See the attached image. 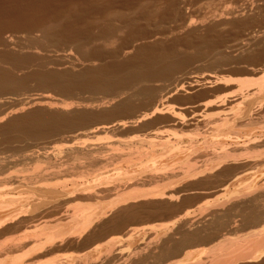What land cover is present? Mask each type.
<instances>
[{"label":"bare ground","instance_id":"1","mask_svg":"<svg viewBox=\"0 0 264 264\" xmlns=\"http://www.w3.org/2000/svg\"><path fill=\"white\" fill-rule=\"evenodd\" d=\"M40 1H42V0H40ZM54 1H56V0H54ZM71 1H73V0H71ZM122 1H124V0H122ZM154 1H152V2H154ZM203 1H207V0H165L164 3L166 2V5H167V8L165 7L166 8L165 11L163 13L160 11L159 16L156 13L158 10L155 11L156 15H154V16L160 17V20H158V21H160V23L159 24L155 23L154 27H151L152 25H150L148 22V20L153 18L152 14L154 12L153 13L151 12L152 14L151 13L149 14L148 13L149 10H147V9H146L147 14L142 13V15H139L137 17H134L137 14L132 15L133 17L132 16L127 17L126 14L120 15L121 13L118 15L117 13L121 12L118 10L119 12L115 13L116 15L115 14L114 15L116 17L115 20H117L119 22L120 26L119 25L118 26L113 25V24H116L115 22L113 24L107 22L108 24H106V25L103 24V26H102V25H100V22H99L101 20L100 19L101 17L97 18V17L93 16V18H92V16H91V18L90 17L88 18L86 15L87 13L84 14L83 12L82 13L72 12L74 9L70 10L67 5H64L62 3L56 7L53 6V4H52V6H50V5L46 6L45 5L46 7L44 6L45 7L44 9L47 12V15H45V17L40 15L43 18L40 19L38 17V19L34 23L26 24L23 21V23L25 24V25L23 24L24 25L23 28L22 27L20 28L18 26L19 29L21 30V33L25 35L24 40H26V43H28L29 46H33V48L52 47V48H57V50L62 49L60 51H64V52H68L69 49L74 48L76 50V52L80 55L81 59H83V62H85V63L89 62L91 65L93 62H98L100 64L96 67L84 66L85 68L83 67L81 70H79L77 72H75V71L69 72V71H64V70L63 71L50 70V71H46V72L45 71L43 72L41 70V72H40V70H39L38 72L36 71L37 72L36 74H35V72H33L34 75L28 74L29 75L28 77L31 76V78H32V76L33 77L35 76L36 79H35V77L33 79H35L37 81L36 82L34 80L36 83H38L39 87H45L47 89L49 88V89L54 90L55 92H59V93L65 94V95H71L72 96L73 94H76L79 92H90V93H96V92L97 93H100V92L104 93L105 92V93H108V94H106L107 97H109L110 95H113V97H111V96H110L111 98L106 97L104 99L105 101L101 100V102L99 101L100 102L99 104H98V102H93V103L88 102L86 104L84 103V106H82V108L84 107L83 109H79L80 106L83 105L82 103L77 104L78 103L77 102L75 105H74V103L73 104H66V102L60 103L56 99H54V97L51 96L50 94L41 95L36 99L33 98V100L29 101L26 104H22V103H21L22 105L18 104L19 107H21V108L20 109L18 108L19 110L14 109L16 111V113H18V114L24 113L25 110L29 107H31V108L39 107V108H35V109L28 111L22 115H17L15 117H13L12 119L8 120V122L6 124L2 125L0 127V144H2V143L8 144L9 143V144L13 145V143H18V142L21 143L24 141L25 142L31 141L33 143L41 142V141H43V140L45 141L46 139L51 138V137L63 136V135L70 134V133L73 134L72 132L81 131L82 127L85 129L87 126H89V124H94L96 121H97L96 124H94L95 127L92 128V125H91V129H88V131L90 130L91 133L101 131L105 134V133L111 132L112 130L114 131L116 127L123 130V129H127L129 127L132 128V126L136 127L139 124L141 125L144 122H146V124L150 123V122H151L150 124H155V121L157 123L160 120H163V118H161V116L164 117V115L168 113V110L166 108L167 106H165V105H167L165 103L167 101V99H169L175 95L173 97L174 99L173 98L171 99V100H173V101H171V103L173 102L174 104L168 105L169 109H172L173 107H175V104H177V105L180 104V106H181V104H183V103L187 104L188 101L190 102V100L192 101L194 99V98L192 99V97L189 98L188 95H187V97H185L186 94H192L193 91L195 93V91H197V90L199 91L200 89L202 90V88H206V87L199 86V83H201L200 81H193L194 83H190V86H189L191 89H186V87L183 84H180V82H179V85H177V86L175 85V88L173 90H170L168 93L165 92V95H163V96H159L160 90L162 87L160 89H158L156 87L157 85L152 86L151 84L152 83L154 84L156 82L158 83L161 81H165V82L170 81L171 82V80L175 74L180 73L182 70H184L185 67H187L188 65H191L192 63H195V62H200V61L205 62L206 61L208 64V65L206 64V66L208 67L209 70L210 69L215 70L218 68L222 69V67H223V69H225L224 67H226L227 65L231 66L232 64L233 65L234 64H236V65L242 64L245 66V69L248 66L247 68H249V70H250V71L245 70L243 68L245 71H247V72H251V70L256 71V70H253L256 68L252 69V67H256L257 64L264 61V23L260 22V20H263V17H264V7H263L264 5L262 6V4H261V3L264 4V0H252V2H249V0H223L227 3H229L230 4L229 7H231V8L228 7L229 10L227 13H225V14L221 13L222 15L221 14L217 15L216 19H219V21H221L220 20L221 18L224 19V17H226V19L228 21H226L224 19L225 20L224 22H222V21L220 23L212 22V24L213 23L214 24L210 25L207 28V32H206L207 35L206 36H198L196 34L197 33L196 30L192 29V27L194 28V26H193L194 24L191 22V20H185V18L187 17V15L190 14V13L189 14H187V13L189 12L190 8H192L194 6L195 3H200V2L202 3ZM37 2L39 3L38 0L36 1V4H38ZM52 2H53V0H52ZM57 2H59V1H57ZM120 2H121V0H120ZM158 2L160 3V1H158ZM6 3H7V1H6ZM42 3H41V5H42ZM67 3H71V2H67ZM31 4H32V6L36 5L33 2ZM44 4H46V3H44ZM80 4H82V2ZM108 4H109V2H108ZM130 4H131V2H130ZM156 4H158V3H156ZM1 5H2V3H1ZM68 5H70V4H68ZM38 6H36V7H38ZM40 6H39V8H40ZM81 6H83V5H81ZM91 6L93 7V4ZM8 7H9V5H8ZM28 7H30V6H28ZM71 7L73 8V6H71ZM76 7H79V6H76ZM76 7H75V9H76ZM20 8L22 9V7H20ZM39 8H38V10H39ZM87 8H88V6H87ZM136 8L137 7H135V9ZM17 9H19V7H17ZM155 9H158V8H155ZM29 10H30V8H29ZM38 10L36 9V11H38ZM80 10L83 11V9H80ZM24 11H26V10H24ZM30 11H32V10H30ZM77 11H79L78 8H77ZM137 11H139V10H137ZM150 11H152V10H150ZM38 12H40V11H38ZM43 12H44V10H42V13ZM84 12H86V11L84 10ZM224 12H226V11H224ZM139 13L140 12H138V14ZM0 14H2V12ZM24 14H22V15L24 16ZM90 14L91 13H88V15H90ZM247 14H249V16H247ZM12 15H14V14H12ZM38 15H39V13H38ZM114 15H113V18H115ZM238 15H240L241 17ZM20 17H21V15H20ZM34 18H37V17H34ZM212 21H214V20L212 19ZM30 22H32V21H30ZM83 22H84V24H85V22H87L88 28L86 30H83L82 28L83 27L86 28L87 26H83L82 28H80V24H82ZM21 23H20V25H21ZM171 24L174 25L175 27L171 26ZM166 25H169V27H165ZM92 26L94 27L96 32L95 31L93 32V30L90 31V28H92ZM225 26L229 27L228 30L225 29V31H227V33L225 32L226 35L224 32H221L222 31L221 29H220L221 34H218L217 31L219 30V28L225 27ZM2 27H5V26H2ZM0 30H2V29H0ZM125 30H127L126 33H125ZM183 30L187 31L186 33H183L185 35L182 34L183 36L175 37V38H172L171 40H164V38L167 35L172 36L175 31H183ZM228 31L230 33L229 38L231 37V35H236L237 33L239 34V32H242V31H243L242 33L249 32L247 37L245 36L246 37L245 39H243L239 42L237 41L238 43H237L236 47H238V50L241 51V52H239V54L240 53L241 54L238 56V53H237V58L234 57V59L231 58L232 56L230 57L229 54H226L227 51H226V53H224V51H225L224 49H227L224 47V45L227 44L226 40L228 38L227 37ZM122 33L123 34L125 33V34L123 36L119 35ZM159 36L161 38L162 37H164V38L159 39L158 38ZM239 37H242V36H239ZM234 38L235 37H233V39ZM228 41H230V40H227V42ZM136 43H138V44L135 45ZM233 43H234V41H233ZM230 44H231V42H230ZM19 45H20V42H19V40H17V38L15 36H12V35L8 36L7 35L6 37H3L0 33V48L4 49L2 51V53H0V63H3V62L5 63L7 61L10 62L11 64L13 63L16 65L18 63L19 64L20 63L23 64V62L25 63V61L28 60L27 59L28 57L27 58L26 57H19L15 53L8 51L9 47L19 46ZM108 46H110L112 49L110 51H105V48ZM180 48H181V51H180ZM182 48L189 49L190 53H184V49H182ZM234 52H236V51L234 50ZM188 68H190V67H188ZM199 69H197V70H199ZM243 69H242V71H243ZM202 70H201V72H202ZM229 70H230V68H229ZM11 71L8 69H4L0 66V105L3 104L5 95L14 93V92L24 88L27 85V79H26L27 77L17 79L13 75L14 73H12ZM234 71H236V70L234 69ZM240 71L237 70L238 73ZM242 71L240 73L244 74V72H242ZM210 72L214 73V71H211V70H210ZM213 73L212 74L208 73V74H209V76H211L213 78L215 76H216L215 78L221 77V79L220 78L218 79V84L220 83V85L222 84L224 86H229L232 83L231 78H227V77L221 76V75H218V77H217V75H215ZM179 75H181V74H179ZM197 79H199V78H197ZM30 80H32V79H30ZM251 84L255 86V88L251 89V90H253L252 94L249 91L250 90L249 88L252 87L251 85H250L251 87H249V85H248V88H246V86H247L246 84L244 87L242 86L244 84H242L241 87H239L238 90H240V88H242V89L245 88L244 89L245 91L248 90L245 94L242 93L243 90L242 91L236 90V93L240 92V94H241L240 96H242V97H241V99L239 98L240 102L237 103L238 106L231 109V112H232L231 114H229L230 113L229 112L228 113L229 115L226 114L227 116H224L225 112H220V114L223 113L224 117H230L231 124L232 123L234 124V122H236V124H237V122H239V123L243 122L245 125H247V123H245L244 121L249 122V124L250 123L255 124L256 118L254 116L256 114L254 112H256L258 110H262L264 108V83L259 82V83H255V84L251 83ZM206 86H208V85H206ZM164 90L165 89H162L161 92ZM180 92H183V94L185 95L184 96L185 98L180 97V95L178 97H176V95H178ZM203 93H205V92H203ZM203 93L201 92L200 95L201 96L204 95ZM230 94H231V92H230ZM232 94H235V93H232ZM201 96H199V97H201ZM122 97H124V98L122 99ZM221 98L215 99L214 102L209 100V99L205 100L203 103H201V105H202L204 110H206V109L208 110V108H211V107H213V109H214V105L216 106V104H217L216 100H218V102L220 101L223 104L224 101H226V98H230V97L225 96V97H221ZM95 103H97L98 105ZM139 104H141V106H139ZM194 105H195V103H194ZM225 106H226V104H225ZM76 107H79V108H76ZM178 107H179V105H178ZM94 108L96 110L100 109L102 111L100 113H94V112H92V111H94ZM138 108H139V110L141 108L142 111L139 112ZM148 108H150V109H148ZM179 108H181V107H179ZM72 109H75V111L69 112ZM88 109H89V111H88ZM136 110H138V111H136ZM221 110H223V109H221ZM244 110H245V112H244ZM135 111L139 112L140 115L139 116L133 115L134 117L131 116L132 114H135ZM11 112H12V110H11ZM13 113H11V115H13ZM8 114L10 115V112ZM176 114L179 115L178 113H176ZM9 115H7L5 113L2 116L0 115V123H2V121H4ZM177 115L176 116L174 115L175 118H177ZM109 117L112 118L113 122L112 121H111V123L110 122H108V123L104 122V120H106ZM116 117H117V119H116ZM110 118H109V120H110ZM114 118L117 121H114ZM154 118H155V121H154ZM102 119H104L103 120L104 124H101L103 122H101V123L98 122V121H101ZM152 119H153V121H152ZM109 120H106V121H109ZM149 120H151V121L147 122ZM97 123L101 126H98ZM146 124H144V125L146 126ZM231 124H229V125H231ZM147 126H150V125L148 124ZM78 129H80V130H78ZM75 130H77V131H75ZM230 131H229V133H230ZM232 132L230 133L231 135H232ZM234 132L238 134V132L236 130ZM262 132H264V131H262ZM216 133H217V131H216ZM243 133H244V131H243ZM234 134H233V136H234ZM237 134H235V136ZM259 136L260 137H256V136L251 137L246 142L235 143V144H219L216 142H214V143L207 142L210 144L207 147L211 146V148L214 149L213 153H212V159L208 160V162H206L207 164H205L204 167L202 165V168L193 170V172L190 171L191 170L190 168H188V169L184 168V169H186L185 173L187 171L188 172L186 173L187 175L185 173L184 174L182 173L183 174L182 178H184V180H186L187 183L200 179V181H197V183H195L194 185L192 183H189V185L187 184L185 186V187H188L190 185H193V186H190V188L193 187V189H188V190H186L187 188H184V189L186 192L187 191L190 192L193 190L194 191L200 190L201 188L203 189V187H205V185L206 186L211 185L214 187V185L216 184L217 186H215V187L221 188L223 190V192H225L227 194L226 198L224 199L223 202L221 201L222 203H219V205L217 204L216 205L217 208H215V210L213 212H211V214H209L210 219L207 217V219H209V220H205V221H207L206 223L204 222L205 224H203V222H202L201 224H203V225L202 226L200 225L201 227L194 228V230L192 229L193 226L192 227H191V225L189 226V224H192L193 220L191 221V223H188L189 222L188 220H190L189 219L190 215L186 214L188 212L184 213L186 215H183V214L180 215L179 214L178 216H173L174 218L171 221V223L177 224L179 226L172 233V235H169L168 237H166L165 239H163L160 242L159 241H153V239H152V241L149 243V245L147 243V247L145 246V249L142 248L143 250H140L141 248L139 247L138 250H140V252L139 251L136 253L134 252L135 254L133 257L128 255L129 259L126 261L127 264H164L166 262L168 264V260L173 258L174 256H181L182 258L177 262L175 260H173L175 262L172 261V264H256V263L257 264H264V225H263V221H264V173L262 171H259V172H261V175L263 176V178H262L263 180H262L259 178L261 175L256 172V171H258V168H260V167L262 168V170H264V167H262V166L258 167V165H257L258 162L261 163V160L263 161L262 163H264V134L259 135ZM207 143H205V144H198L197 143V144L201 145L202 147L204 145V149H205V146ZM150 145L152 147L151 146H149V147H151V150H152L154 144H150ZM157 145L158 146L160 145L159 147H162L163 150L165 149L166 150L165 152L170 150V149L167 150L168 147H172V149L174 147V145L170 146L169 144H166V143L157 144ZM79 146L78 147L74 146L72 148H67L68 147L67 146L66 147L67 149H65V150H62V149H58L56 151L53 150L54 151L53 154L49 153L48 152L49 150H46V151L41 150L42 156L39 155L34 160L27 158V157H24L23 162H20V163H22L26 166L25 169H23V170H26V168H27V170L23 171V173L25 172L27 174V176L25 173L22 175V173H21L22 171L21 172L19 171L21 174L20 177H22V178L17 177L18 176L17 174H16L17 175L16 177L10 176L11 175L10 173H9L10 174L9 176L8 175L6 176V174H5L7 172V169H9V167H11L12 165L17 166L19 164V163L16 164V162H17L16 160H12L13 156L7 157V158H5V157L0 158V194L2 195L1 191H5V190L6 191H8V190L10 191V190H14V189L17 190V188H22V187H26V186L32 187V188L33 187L37 188V186H38L37 189L42 190L44 192L46 190L48 192L50 191L49 193H54L55 191L59 190L60 192L64 193L65 195H69V197L71 196V198L77 196L78 200L75 198L77 201L80 200L79 197L80 198L83 197V199H81L79 201L82 203V200L84 201V199H86V201H88V199H90V197L92 195L94 196V192H95L96 197L99 193H100L99 195L103 194L104 192L106 193L107 188L105 189L104 192L102 191L103 193L102 192H99L98 194L96 193L98 191L97 188H103L104 189V187L100 186V187L95 188V186L97 184H93L95 182V178L93 177L94 173H92V172H91L92 177H90L88 179V181L86 180V182H82L80 184H76L73 182V184H72L71 182L74 180H71L70 183L73 186L71 190H70L71 187L67 186L68 184L66 181H62L61 183H58V182L55 183L54 182V184H52L53 181L61 179L65 174L67 175V173L69 175V173L71 174L72 171H79L78 170L79 168L76 169L73 164H72L73 167L70 168L68 166L69 168L68 167L66 168L69 161L70 162L74 161V163L77 161L75 164H77L79 161V163H78L79 165H81V163H80L82 161L81 159H85L83 161H87V159H89L90 162L94 161L92 159H94L96 157L94 155H96L95 153H97V151H96L97 148L96 149H94V148L90 149L91 147H88L89 149H87L85 147L82 148L83 145H81L82 147L81 146L79 147ZM201 146H200V148L198 147V149L197 148L196 149L197 150H200V149L203 150ZM192 147H194L193 144H192ZM99 149H101V148H99ZM184 149H185V147H184ZM184 149L183 148L181 149L183 153H185V151H186V150L183 151ZM196 149H193V151H192L195 154L197 153V152H194V151H197ZM208 149H207V152L209 151ZM113 150L115 152V149H113ZM113 150L111 152H113ZM205 150H203V151L205 152ZM139 152L141 153L142 151H139ZM143 152H146V151H143ZM149 152H151V151H148L146 153L147 154L152 153V152L151 153H149ZM161 152H160L161 154L165 153V152L163 153L162 150H161ZM121 153H122V151L119 152V155ZM201 153H202V155H204L203 152H201ZM62 155H64V156H62ZM129 155H132L131 152L129 153ZM141 155H144V154H141ZM157 155H158V153H157ZM197 155H198V153H197ZM62 157L66 158L68 162L67 161L61 162ZM114 157H115V154H114ZM149 157H152V156H149ZM158 157L159 156L154 157V159L158 158ZM147 159H148V157H147ZM147 159H145V160H147ZM151 159L154 160L153 158H150L149 161H151ZM95 160H96V158H95ZM137 160H139V159H137ZM137 160H134V162ZM135 163H137V162H135ZM145 163L147 164V161ZM148 163H150V162H148ZM187 163L189 164V162H186L185 165H187ZM197 163H199V162H197ZM260 163H259V165H260ZM262 163H261V165H264ZM69 164H71V163H69ZM141 164H144V162ZM43 165L45 166V168L43 167ZM89 165H90V163H89ZM29 166H31V167H29ZM187 166L188 167H194L193 164L190 166L189 165H187ZM76 167H77V165H76ZM81 167L83 168V166H81ZM146 169H148V168H146ZM149 169L152 170V168H149ZM151 170H149V171H151ZM144 171H146V170H144ZM252 171H254V173H252ZM29 172H31V174H29ZM84 172H86V171H83L82 174ZM244 172H245V174H247V179L245 181L241 182L243 180V176L244 177L246 176L244 174ZM16 173H18V171ZM86 173H85V176L88 178V176L91 173H89V174L87 173V175H86ZM190 173H192V174H190ZM249 173H250V176H248ZM82 174L79 173L77 175H79L80 178L82 179V177H81ZM242 174H243V176H242ZM184 175H186V176H184ZM257 175H260V176L258 177ZM69 177H71V176H69ZM73 177H75V176H73ZM163 177H164V175H163ZM163 177L158 176V174H153V175L150 174V176L148 177L149 179H147V180L151 185H152V183L153 184L156 183V186L159 187L160 185H157V183H159V184H160V182L162 183L163 179L165 180V177L164 178ZM67 178H66V180H67ZM182 178L180 177V180H182ZM188 178L191 181L187 180ZM240 178L242 180H240ZM76 182H78V179ZM148 182L146 181L145 183H148ZM244 182H246V183L244 184ZM47 183H51V184H47ZM68 183H69V181H68ZM182 183H184V182H181L179 187H181ZM92 184L94 185V187ZM185 184H186V182H185ZM65 185L68 187V189L70 191L68 189H66L67 187ZM151 185H148V186L150 187ZM236 185H238L239 187ZM97 186H99V185H97ZM123 186L121 185V187H123ZM156 186H155L156 191L153 190L152 188H150V189H152V190H150L151 192L147 191L148 189L146 190V192H144L142 190L145 194H143V192H141V190H139L140 192H138L137 190H135V188H133L135 191L133 190L132 193H130L128 191L126 192V193H130V194H128V196L126 194L125 195L123 194L122 195V197L124 196L123 198L120 196L116 197V198H118L116 200V202L113 200L111 202L112 204L111 203L110 204L112 206V205L117 203L116 206L118 207V205H120V203L122 205H124V203L126 202V205H127V202H130V200L133 202L134 201L137 202L140 199H142L143 201L150 200L151 202H152V200H154V202H155V200L157 202L167 200V201L173 203L175 201H178L179 198L183 199V196L180 197L182 195V194L180 195V193L178 195L174 194L175 196L173 194H166L167 188L160 186L162 189L161 190L159 188H156ZM124 187L126 188V186H124ZM199 187H201V188H199ZM94 188L97 190H95ZM118 188L119 187L117 186V189ZM153 188H154V186H153ZM197 188H199V189H197ZM93 189H94V192H93ZM103 189H101V190H103ZM131 190H129V191H131ZM153 191H155V192H153ZM179 191H181V190H179ZM196 192L198 194V191H196ZM1 195H0V235L4 234L5 232L12 230V229H14V231H15L16 228L20 227V225L22 227V226H24L23 224L29 223L30 220H32V218H34L33 217L34 216L33 211H35L36 208H38L37 207L38 204L36 203L37 200H35L36 199L35 195H33L32 193H29V194H27L28 195L27 198L25 197V199H23V200L12 198V196L6 197L8 194H6L5 197L2 198ZM105 195H107V194H105ZM186 195H187V193H186ZM3 196H4V194H3ZM120 198H121V200H120ZM124 198H127L128 200H126V199L124 200ZM95 199H97V198H95ZM69 200H71V199L69 198ZM49 201L50 200H48V202ZM86 201H84V202H86ZM93 202H94V200H93ZM113 202H115V203H113ZM187 202H185V200H184V203H187ZM57 204H59V203H57ZM154 205H156V204L154 203ZM154 205H151V206L153 207ZM157 205L159 206L158 203H157ZM98 206L99 205H97V206L92 205V207H91V205H90V206H87L86 208H81V207H78L77 209L75 208L76 210L75 209L72 210L73 213H72V211H70L71 212L70 214H72V215L67 214V215H69V217L64 218L61 216V217L57 218L56 221L54 220L55 222L48 223L49 224L48 227L51 226V229L45 227V228H47L46 230L50 229L49 230L50 232L46 231L47 233H43L45 231L41 232L44 227L42 229H40L39 231L38 230L37 231L32 230V232L27 229L29 231L28 234H26L27 232H25V234H23L24 235L23 237H20V238L18 237V239L10 242V246L13 248V250H9V252L6 251L4 253L5 249L3 247H0V253H4V254H0V264H5L6 260H9V259L11 260L12 264H18V263L23 264L25 262L24 259H26L25 257L31 258V256H34L38 253H45V251L51 250L53 247H55L57 245L62 246L63 244L65 245L67 242H68L67 244H69V242L71 243L74 240L79 241V242L82 239L86 240L85 237L90 236L91 234L99 233L98 228L99 229L100 228L102 229L103 227L106 228L107 226L109 227V225L119 226L125 220L124 217L122 216L123 214L121 215V217H118V214H117V216H115V217L113 216L114 217L113 219L111 218L112 219L111 221L109 220L108 222H106V221L103 222V220H105L106 216L109 217L114 210L116 211L117 208H115L116 206H112V208H114V209H112V208H110V206H108L107 208L109 209V212H110V209H112L111 213H109L108 211H107L108 213H105L106 210H108V209L104 210L103 213L95 212V211H97L96 209L99 208ZM101 206H102V204H101ZM125 206H123V207H125ZM179 207H180V205H179ZM214 207H215V205L213 206V208ZM53 208H55V207H53ZM154 208H152V209H154ZM209 208H211V207H209ZM100 209L101 208H99L98 210L100 211ZM158 209L161 210V212L162 211L165 212L166 214L165 213L164 214L167 215V212L172 213L174 210H176V207H175V205H169L167 203H164V204L160 205L158 207ZM44 210H46V209H44ZM129 210H131V208H129ZM145 210H147V208ZM31 211H32V215H28V213H30ZM125 211H126V209L123 210V213H125ZM143 212H144V210H143ZM127 213H125V214L127 215ZM129 213H130L129 214L130 217L133 216V215H131L130 211H129ZM107 214H110V215L108 216ZM132 214H135V213L132 212ZM188 214H190V212ZM142 216H144V215H142ZM35 217H37V216H35ZM138 217H140V215ZM127 219H129V218H127ZM101 222H103V224L94 230V227H97L96 225L100 224ZM198 223H200V221H198L197 224ZM50 224H52V225L54 224L53 225L54 228ZM197 224H195L194 226L196 227ZM198 226H199V224H198ZM129 227H131V226H129ZM25 228H27V227H25ZM174 228H176V227L174 226ZM131 229H133V228H131ZM124 230H125V228H124ZM24 231H26V230H24ZM100 231L102 232V230H100ZM172 231H173V228H172ZM38 232L39 233L41 232L40 237H42V234H45V239L42 237V240H38L37 239L38 234H39ZM48 233H50V234H48ZM125 236H126V238H125ZM125 236H124L125 240L127 238L130 240L131 239L133 240L134 233H133V231H129ZM92 237H94V236H92ZM175 237H177V238H175ZM96 238H97V236H96ZM71 240H73V241H71ZM197 245H198V247H199V245H202V246H209L210 245V248L207 247L208 249L201 250V252L199 251L200 252L199 254H195L197 252V250H195L194 247H196ZM83 246H84V244H83ZM135 248H137V246ZM20 249H22V250L27 249L23 253V255H21L23 257H21L20 254H18L20 252ZM111 249H108V250H111ZM196 249H197V247H196ZM94 250H95V248H94ZM135 251H137V250H135ZM107 252L109 253V251H107ZM110 252H112V250ZM108 253H107V255H108ZM126 254H127V252H126ZM13 255H15V256H13ZM18 256H20V258ZM113 259H115V258H113ZM87 261L89 262L88 259H87ZM87 261H86V263H83V264H89ZM122 262H124V260ZM48 264H51V263H48ZM77 264H82V263H77ZM90 264H91V261H90Z\"/></svg>","mask_w":264,"mask_h":264},{"label":"rangeland","instance_id":"2","mask_svg":"<svg viewBox=\"0 0 264 264\" xmlns=\"http://www.w3.org/2000/svg\"><path fill=\"white\" fill-rule=\"evenodd\" d=\"M6 1H7V3H6ZM6 1L5 0H0V13L2 12V14H3V15L0 14V29H2V30H0L1 31L0 33H1V35L3 37H6L7 35L8 36L12 35V36H15L17 38V40H19L20 45L19 46H11V47L8 48V51H10L12 53H15L19 57H26V58L28 57L27 58L28 62L25 61V63L24 62H23V64H21V63L19 64L18 63L17 65L13 64V63L11 64L8 61L5 62V63L4 62L0 63V66L2 68L8 69L10 71L12 70L11 72L14 73L13 75L17 79L18 78L20 79V78L27 77L26 78L27 79V85L24 88L14 92V93H11V94H8V95L4 96V102H3V104L0 105V115L1 116L4 113L9 115L8 114L9 112H10V115H11V113H13L16 109H18V108L20 109L21 108V107H19V105L26 104L29 101L33 100V98L36 99L39 96L44 95V94H50L51 96L54 97V99H56L60 103H62V102L63 103L66 102V104H73L74 103V105L77 102H78L77 104H79V103L81 104L82 103L83 105H81L80 108L76 107V108H79V109H83L84 108V107L82 108V106H84V103L86 104L88 102L89 103L98 102V104H99L101 102V100H104L107 97L106 94H108V93H105V92H104L105 94L103 92L102 93L101 92L100 93H97V92L96 93L79 92V93L73 94L72 96L71 95H65V94H62V93H59V92H55L54 90L49 89V88L47 89L45 87H39L38 83H36L37 81L35 80L36 79L35 76H34L35 79H33L34 78L33 76H32V78H31V76L28 77L29 76L28 74L34 75L33 72H35V74H36L39 70H40V72H41V70L43 72L44 71L45 72L46 71H50V70H59V71H63L64 70V71H69V72L70 71L77 72V71L81 70L84 66L96 67V66H98L100 64L98 62H93L92 65H91L89 62H86V63L83 62V59H81L80 55L76 52V50L74 48H71V47H70L71 49H69L68 52H64V51H60L62 49H58L57 50V48H52V47L33 48V46H29L28 43H26V40H24L25 39V35L21 33V30L19 29V27L23 28V26L25 25L24 23H26V24L34 23L38 19V17L40 19L45 17V15H47V12L44 9L46 6H49V5L52 6V4H53V6L56 7V6H58V5H60L62 3L64 5H67L70 10L74 9L72 12H78V13H82L83 12L84 14L87 13L86 15H87L88 18L89 17L91 18V16H92V18H93V16L97 17V18L101 17L100 18L101 20L99 22H100V25H102V26H103V24L104 25H106L108 23H112L113 24L114 22L116 24H113V25L118 26L119 22L117 20H115L116 19V17H115L116 14L115 13H117L119 11H121V12L117 13L118 15L121 13L120 15H123V14L125 15L126 14L127 17H131L132 15H136L137 14L136 16H134V17H137L139 15H142V13L143 14H147V10H149L148 11L149 14L151 12L152 13L154 12L153 14L151 13L153 15L152 16L153 18L148 20L149 24L152 25L151 27H154L155 23L156 24L160 23V21H158V20H160V17H158L159 13H160V11L163 13L165 11V9L167 8L166 2L164 3L165 0H155V1L154 0H132V1L131 0H124L127 4L124 1H122V0H121V2H120V0H118V1L117 0H108V1L107 0H75V1L74 0L73 1H71V0H62L64 3L61 0H56V1L53 0V2H52V0H48V1L47 0H42V1L38 0L39 1V3L37 2L38 4H36L37 0H6ZM57 1H59V2H57ZM129 1L131 2L132 5L130 4ZM152 1H154V2H152ZM158 1H160V3ZM32 2L34 4H36V5H33L35 8L31 4ZM67 2H71V3H67ZM81 2H82V4H80ZM108 2H109V4H108ZM249 2H252V0L251 1L249 0ZM1 3H2V5H1ZM41 3H42V5H41ZM44 3H46V4H44ZM156 3H158V4H156ZM68 4H70V5H68ZM92 4H93V7L91 6ZM261 4H262V6L264 5L263 3H261ZM8 5H9L10 8L8 7ZM38 5L40 6L41 9L39 8ZM81 5H83V6H81ZM28 6H30V7H28ZM36 6H38V7H36ZM71 6H73V8ZM76 6H79V7H76ZM87 6H88L89 9L87 8ZM229 6H230V4L225 2V1H223V0H207V1H203L202 3L201 2L200 3H195L194 6L192 8H190L189 12L187 13V14H189V13L190 14L187 15L185 20H191V22L194 24L193 25L194 28L192 27V29L196 30V32H197L196 34L198 36H206L207 35V33H206L207 32V28L210 25H213L214 23H220L221 21L224 22L225 20L228 21L226 19V17H224L225 15L223 16L225 20L223 18H221L220 19L221 21H219V19H216V16L221 14V13H223V14L227 13L229 8H231ZM17 7H19L20 10L17 9ZM20 7H22V9ZM75 7H76V9H75ZM135 7H137V8L135 9ZM29 8L32 11H30ZM38 8H39V10H38ZM77 8H78L79 11H77ZM155 8H158V9H155ZM23 9L26 10L27 12L24 11ZM36 9L38 11H40V12L36 11ZM80 9H83V11L80 10ZM42 10H44L43 13H42ZM84 10L86 12H84ZM137 10H139V11H137ZM150 10H152V11H150ZM156 10L159 11V12L158 11L156 12L158 14V16H154V15H156L155 14ZM224 11H226V12H224ZM138 12H140V13L138 14ZM11 13L14 14V15H12ZM38 13H39V15H38ZM88 13H91V14L88 15ZM22 14H24V16ZM20 15H21V17H20ZM40 15L43 16V17H41ZM113 15H114L115 18H113ZM238 16H240V15H238ZM247 16H249V14H247ZM34 17H37V18H34ZM212 19L214 21H212ZM29 20L32 21V22H30ZM23 21H24V23H23ZM212 22H214V23L212 24ZM260 22L264 23V17H263V20H260ZM20 23H21V25H20ZM169 25H166L165 27H169ZM2 26H5V27H2ZM83 26H87V22H85V24H84V22L82 24H80V28H82ZM171 26H174V25L171 24ZM87 28H88V26L86 28L83 27L82 29L86 30ZM225 29L228 30L229 27L228 26L220 27L218 31L227 33V31H225ZM91 30H93V32L94 31L96 32V30L94 29L93 26H92V28H90V31ZM183 31H175L173 33V35H172L173 37L171 35L170 36L167 35L165 37L166 39L164 37H162V38H164V40H171L172 38L185 35L183 33H186L187 31H185V30H183ZM218 31H217V33L221 34V32L219 33ZM229 31H228L227 40H230V41L227 42V40H226V43L228 45L227 44H225L226 46L224 45V47L227 48V49H224L225 50L224 53H226V51H227L226 54H229L230 57L232 56L231 58L234 59V57L237 58V53H238V56L241 54V53L239 54V52H241V51H239L238 47H236L237 43L239 41L245 39L249 32L242 33L243 32L242 31V32H239V34L237 33L238 35L237 34L236 35H231V37L229 38V35H230ZM126 32H127V30H125V33ZM226 33H225V35H226ZM124 34L122 33V34H119V35L123 36ZM232 36L235 37V38L233 39ZM239 36H242V37H239ZM158 38L162 39L160 36ZM233 41H234V43H233ZM230 42H231V44H230ZM137 44L138 43H136L135 45H137ZM111 49L112 48L110 46H108V47L105 48V51H110ZM182 49H184V48H182ZM185 49H184V53H190L189 49H186V50ZM233 49L236 52H234ZM3 50H4L3 48H0V53H2ZM180 51H181V48H180ZM205 62L204 61L203 62L200 61V62L192 63L191 65H188L187 67L184 68V70L186 69L185 70L186 72L184 70H182L180 73L175 74L173 76L171 82L170 81L169 82L168 81L167 82L161 81V82H158L159 84L157 82L154 83V84L153 83L151 84L152 86H154V85L156 86L157 85L156 87L158 89H160L161 87H162L161 90L165 89L162 92L160 90L159 96H163V95H165V92L168 93L170 90H173L175 88V85L176 86L179 85V82H180V84H183L186 87V89H191L189 86H190V83H194L193 81H200L201 83H199V86L206 87V88H202V90L200 89L199 91L198 90L195 91V93L193 91L192 94H186V96L183 94V92H180L178 95H176V97H178L180 95V97L185 98L188 95L189 98L190 97H192V99L194 98L192 101L191 100H190V102L188 101L187 104L183 103V104H181V106H180V104H178L179 107H181V108H179L178 105L175 104V107H173L172 109H169L168 105L169 104H174L173 102L171 103V101H173L171 99L175 95L173 97L167 99V101L165 102L167 105H165V106H167L166 108L168 110V113L165 114L164 117L161 116V118H163V120H160L157 123H156L155 118H154L155 124H150L151 120H149L147 122H150V123L146 124V122H144V123H142L143 125L139 124L136 127L132 126V128L129 127L127 129H123V130L116 127L114 131L112 130L111 132H108V133H105V134L103 132H101V131L100 132L91 133V131L89 130L90 131L89 132L88 129H91V125H92V128H94L95 127L94 124H96V122H97L96 121L94 124H89L90 127L87 126L88 128L85 126L87 129L86 128L84 129L82 127L81 131L75 130L77 132H72L73 134L70 133V134H66V135H63V136L51 137V138H48L45 141L43 140L41 142L33 143L31 141H26V142L24 141V142H21V143H19V142L18 143H13V145H11L9 143H8L9 145L8 144H3V143L0 144V158H4V157L7 158V157L13 156L12 160H16L17 161L16 164L19 163L17 166L16 165L15 166L12 165L11 167H9V169H7V172L5 173L6 176L7 175L9 176L11 174L10 176H13V177L14 176L16 177L17 175H18L17 177H20L21 176L20 172L22 171L21 173L23 175L25 173V172L23 173V171L27 170V168H26V170H23V169H25L26 166L24 164L20 163V162H23L24 157H27V158H30V159L34 160L35 158H37V156H39V155L42 156L41 150H45V151L49 150L48 152L53 154V152H54L53 150H55V151L58 150V149L65 150L67 148H72L74 146L78 147L80 144L83 145V147L80 145L82 148H84V147L87 148V149H89L88 147H91L90 149H92V148L96 149L97 148L98 149V150L96 149L97 153H95L96 155H94V156H96L95 157L96 160L94 158V159H92L94 161L90 162L89 159H87V161H83L85 159H81L83 161L82 162L80 160L81 161L80 162L81 165L78 164L79 161H78L77 164H75L77 161L75 163H74V161H71V162L69 161V163H71V164L68 163L67 166L65 165L66 168L68 166L71 168L74 165V167L76 169L79 168L78 169L79 171H72L73 173L70 171L71 174L70 173H69V175H68V173H67V175L65 174L61 178L62 180L59 179L60 181L56 180V181H53V183L52 182L51 183L54 184V182L55 183L56 182L61 183L62 181H66L67 184H68V185L67 184L66 185L68 187H71L70 188V190H71L72 187H73L72 186L73 182L76 183V184H80L82 182H86V180L88 181V179L90 177H92V173H94L93 177L95 178V182L93 184L99 185V186L96 185L95 188L96 187H100V186L104 187V189L103 188H97L98 191L96 193L98 194L99 192H102V191L104 192L105 189L107 188L106 193L102 192L103 194H101V195H99L100 193L98 195L96 194L97 197L95 196V192H94L95 188H94L93 192H94V196L95 197L92 195L90 197V199L87 198L88 201H86V199H84V201H86V202H84L82 200V203L79 202V201L81 199H83V197L82 198L79 197L80 200L77 201L78 200L77 196L73 197L74 198L73 199V198H71V196L69 197V195H65L64 193L60 192L59 190L55 191L54 193H49L50 191L48 192L46 190L44 192L42 190L37 189L38 186H37V188L36 187L32 188V187H27L26 186V187H22V188H17V190L14 189V190H10V191L9 190L8 191H6V190L5 191H1L2 195L1 194L0 195H1L2 198L5 197L6 194H8L9 196L7 195L6 197L12 196V198L19 199V200H23V199H25V197L27 198V196H28L27 194L32 193L33 195H35L36 199L35 198L34 199L37 200L36 203L38 204V206H37L38 208H36V210L33 211V213H34L33 217L34 218H32V220H30L29 223L23 224L24 226H22V227L20 225V227L16 228L17 230L15 229V231H14V229H12V230H9V231L5 232L4 234L0 235V247H3L5 249L4 253L6 251L9 252V250H13V248L10 246V242L13 241V240L18 239V237L19 238L23 237L24 236L23 234H25V232H27L26 234H28V232L29 231L32 232V230H36V231L38 230L39 231L43 227L44 228L47 227V228L51 229V226L48 227V225H49L48 223L55 222L56 219L61 217V216L64 217V218L69 217V215H72V214H70L71 213L70 211L74 210L75 208L76 209L78 207L86 208L87 206H90V205H91V207H92V205H94V206L99 205L98 207L101 208L100 211L98 210L99 208L96 209L97 208L96 207L95 209L97 211H95V212L103 213L104 210L108 209L107 208L108 206H110V208H112V206H116L117 203L111 206V204H112L111 202L113 200L116 202V200L118 199L116 197H119V196L122 197L123 194L124 195L126 194L128 196V194L133 192V190H134L133 188H135V190H137L138 192H140L139 190H141V192H143V191L146 192L147 189H148L147 191H150L152 189L155 190L156 183H154V184L152 183V185H151L148 182V180H147V179H149L148 177L150 176V174L151 175L158 174V176H160V177L161 176L163 177V175H164L166 181L163 179L162 183L161 182H160V184L157 183V185H160L162 187L167 188L168 189V190L166 189L167 192L165 191L166 194H173V195L174 194L178 195L179 193H180V195L182 194L180 197L183 196V199L179 198L178 201H175L173 203L169 202L167 200L166 201H158V202L156 200H155V202H154V200H152V202L150 200H148L149 201L148 202V201H143L142 199L138 200L137 202H135V201L133 202V201L130 200V202H127V205H126V202L124 201L125 202L124 205H122L120 203V205H118V207L117 206L115 207V208H117L116 211L114 210L112 212V209H114V208L110 209V212H109V209L106 210L105 213H108V212L109 213L112 212V213H111V215L107 214L108 216L109 215L110 216L109 217L106 216L107 219L105 218V220H103V222H105V221L108 222L109 220L111 221L115 216H117V214H118V217H121V215L123 214L122 216L124 217L125 220L119 226L109 225V227L107 226L108 228L107 227L106 228L103 227L104 229L103 228L99 229L98 227L103 224V222H101L100 224L96 225L97 227H94V230L96 228H98V232H99V233H96V234H91L94 237H92L90 235V236L85 237L86 238V240L84 239L85 241L83 239L80 242L79 241H75V240L74 241L71 240L73 242H71V243L69 242V244H67L68 243L67 242L66 243L67 245L66 244L65 245L63 244L64 246L63 245L62 246L57 245V246H55L56 248L53 247L51 250L45 251V253H38V254L34 255L35 257L34 256H31V258L30 257L29 258L25 257L27 260L24 259L25 260L24 263L25 264H48V263H51V264H77V263H82L83 264V263H86V261L88 259L89 262L88 261L87 262L89 264H90V261H91V264H94V263L95 264H122V263L123 264H127L126 261L129 259L128 255L133 257L136 252H138V251L140 252V250H143L142 248L145 249V246L147 247V243L149 245V243L152 241V239H153V241H159L160 242L163 239H165L166 237H168L169 235H172V233L179 226L177 224H172L171 223V221L174 218L173 216H178L179 214L180 215L181 214L190 215V218H189L190 220H188L189 221L188 223H191V221L193 220V222H192L193 225L189 224V226L190 225H191V227L193 226V228H192L193 230H194V228L201 227L203 224H205L207 222L205 220H209L210 219L209 214H211V212H213L215 210V208H217L216 207L217 204L219 205V203H222L224 201V199L226 198L227 194L225 192H223V190L221 188L215 187V186H217L216 184L214 185V187L211 186V185H209V186L205 185V187H203L204 186L203 185L202 186L203 189L201 187H199V188H201L200 190L190 191L191 193L188 192V191L186 192L184 188H187L186 190L193 189V187L190 188V186H193L195 183H197V181H200V179L194 180L195 182L194 181L189 182L191 180L188 178L187 179V180H189L188 182L192 183L193 185L185 187L187 184L189 185V183H187V181L184 180V178H182L183 174L185 173V170L188 169V168H190L191 170L190 169L189 170L191 172H193V170L202 168V165L204 167V165L207 164L206 162H208V160L212 159V153H213L214 149H212L211 146L207 147V146L210 145L209 143H214V142L219 143V144L243 143V142L248 141L251 137H255V136L256 137H260L259 135H263L264 134V132H262V131H264V108L262 110H258L256 112H254L256 114L254 116L256 118L255 122L257 124L255 122H254L255 124H253V123L249 124V122H247V121H244L245 123H247V125H245L241 121H240L241 123L237 122V124H236V122H234V124L233 123L231 124L230 117H224V116H227V115L232 113L231 112L232 108L238 106L237 103L240 102V99H241L242 96H240L241 95L240 92L236 93V90H238L239 87H241L242 84H244V85H242L243 87L246 84L247 85L246 88H248V85H249V87L252 86L251 88H249L250 89L249 91L252 94L253 90H251V89L255 88V86L252 85L251 83H254V84L255 83H259V82L260 83H264V61L260 62L259 64H257L256 67H252V69L256 68V69H253V70H256V71H252L251 70V72L245 71V70H249V68H247L248 66L246 65L247 67L245 69V66L242 65V64H240V65H236V64L233 65L232 64L231 66L227 65L226 67H224L225 69H223V67H222V69H219V68L215 69V70L214 69H210L211 71H214V73L213 72L212 73L217 75V77H218V75H221V76H225L227 78H231L232 79V81H231L232 85L230 84L229 86H224L222 84H221L222 85L221 86L220 83L218 84V79L219 78L221 79V77L215 78L216 77L215 76L213 78V77L209 76V74H212V73L210 72V70L206 66L207 62L206 63ZM188 67H190V68H188ZM229 68H230V70H229ZM197 69H199V70H197ZM234 69L236 71H234ZM242 69H243V71H242ZM201 70H202V72H201ZM237 70H239V71L241 70L242 72H244V74L240 73L241 71L238 73ZM179 74H181V75H179ZM197 78H199V79H197ZM30 79H32V80H30ZM206 85H208V86H206ZM244 89L245 88H243V89L240 88L241 91L243 90L242 93L245 94L248 90L245 91ZM240 90H238V91H240ZM201 92L202 93L205 92V93H203L204 95L201 96L200 95ZM230 92H231V94H230ZM232 93H235V94H232ZM110 96L113 97V95H110ZM199 96H201V97H199ZM225 96H228L230 98H226V101H224L223 104L220 101L218 102V100H216L217 104L215 103L216 106L214 105V109H213V107H211V108H208V110L207 109L204 110L202 105H201V103H203L205 100L209 99V100L214 102L215 99H218V98H221V97H225ZM109 97H107V98H109ZM123 98L124 97H122V99ZM194 103H195V105H194ZM95 104H97V103H95ZM225 104H226L227 107L225 106ZM139 106H141V104H139ZM35 108H39V107H34V108L29 107V108H27L25 110L24 113H26L28 111H31V110H33ZM148 109H150V108H148ZM221 109H223V110H221ZM11 110H12V112H11ZM138 110H139V108H138ZM138 110H136V111H138ZM72 111H75V109H72L69 112H72ZM88 111H89V109H88ZM101 111L102 110H100V109L96 110L94 108V111H92V112L100 113ZM136 111H135V114H132L131 116H133V115L134 116H139L140 115L139 112L142 111V110L140 108L139 112H136ZM220 112H225L224 116H223V113H221L222 114L221 115ZM244 112H245V110H244ZM24 113L18 114L15 111L13 113V115H11V116L9 115L4 121H2V123H0V127L2 125L6 124L8 122V120L12 119L13 117H15L17 115H22ZM176 113H178L179 115H177ZM174 115L175 116L177 115V118H175ZM109 118H107V119L105 118V119L109 120ZM116 119H117V117H116ZM116 119L114 118V121H117ZM103 120L104 119H102L101 121H98V122L101 123V122H103ZM106 120H104V122H106V123H108V122L111 123V121L113 122L112 118H110L109 121H106ZM152 121H153V119H152ZM104 122L101 123V124H104ZM144 124H146V126ZM148 124L150 126H147ZM229 124H231V125H229ZM234 125L235 126L237 125V126L235 127ZM98 126H101V125L98 124ZM78 130H80V129H78ZM233 130L234 131L236 130L238 132V134L235 133ZM216 131H217V133H216ZM229 131H230V133L233 131L238 136L237 135L235 136V134L233 132H232V135H231L229 133ZM243 131H244V133H243ZM233 134H234V136H233ZM204 142L205 143L209 142L205 146L206 150L204 149V145H203V147L201 145H198V144H205ZM162 143L169 144L170 146L174 145V147H173V149H172V147H168L167 150H169V149L170 150L165 152L166 151L165 149L163 150L162 147H159L160 145L159 146L157 145V144H162ZM150 144H154V146H155V147L153 146L152 150H151L152 146ZM192 144L194 145V147H192ZM149 146H151V147H149ZM200 146L202 147L203 150H205V152L203 150H201V149L197 150L198 147L200 148ZM184 147H185V149H184ZM99 148H101V149H99ZM182 148L184 149L183 151L186 150L185 153L182 152V150H181ZM113 149H115V152H114ZM160 149L163 151V153L164 152L165 153L161 154L162 152H161ZM193 149L197 150V151H194V152H197L199 156L197 155V153L195 154V153L192 152ZM207 149L209 150L208 152H207ZM112 150H113V152H111ZM121 151H122V153L119 155V152H121ZM139 151H142V152L140 153ZM143 151H146V152L151 151L152 153L149 152L151 154H147L146 152H143ZM200 151L203 152L204 155H202V153ZM130 152H131L132 155H129ZM157 153H158V155H157ZM114 154H115V157H114ZM141 154H144V155H141ZM62 156H64V155H62ZM149 156H152V157H149ZM157 156H159L158 157L159 159L158 158L154 159V157H157ZM147 157H148V159H147ZM150 158H153L154 160L151 159V161H152L151 162V161H149ZM137 159H139V160H137ZM145 159H147V160H145ZM134 160H137V161H135L137 163H135ZM66 161H67V159L62 157L61 162H66ZM146 161H147V164L145 163ZM140 162L141 163L144 162V164H141ZM148 162H150V163H148ZM186 162H189V164L187 163V165L190 166V165L193 164L194 167H188L187 165H185ZM197 162H199V163H197ZM262 162L263 161L261 160V163ZM89 163H90V165H89ZM259 163L260 162H258V164H257L258 167L259 166L264 167V165H261V163L259 165ZM262 164H264V163H262ZM76 165H77V167H76ZM81 166H83V168ZM29 167H31V166H29ZM43 167L45 168L44 165H43ZM145 167L148 168V169H146ZM149 168H152L153 171L151 169H149ZM184 168H186V169H184ZM260 168H258V171H256V172L261 175V172H259V171H262L264 173V170H262V168L261 169ZM143 169L146 170L147 172L144 171ZM149 170H151V171H149ZM17 171H18L19 174L16 173ZM83 171H86V172L88 171L87 172L88 174L91 173V172L92 173L87 178L85 176L86 172H84L82 174ZM78 172L80 174H82L81 175L82 179L80 178L79 175H77V174H79ZM87 173H86V175H87ZM250 173L248 174V176H250ZM252 173H254V171H252ZM29 174H31V172H29ZM190 174H192V173H190ZM244 174H245V172H244ZM186 175H184V176H186ZM245 175H246L245 176L246 178L242 174L243 180L241 179L242 177L240 176L241 177L240 180H242L241 182H243V181H245L247 179V174H245ZM260 175H257V176L259 177ZM26 176H27V174H26ZM69 176H71V177H69ZM73 176H75V177H73ZM180 177L182 178V180H180ZM20 178H22V177H20ZM66 178H67V180H66ZM259 178L262 179L263 176L261 175ZM77 179H78V182H76ZM71 180H74V181L71 182ZM68 181H69V183H68ZM146 181L148 183H145ZM181 182H184V183H182L181 187H179ZM185 182H186V184H185ZM51 183H47V184H51ZM245 183L246 182H244V184ZM121 185L122 186L123 185L126 186V188L124 186L121 187ZM148 185H151V186L149 187ZM117 186L119 187L118 189H117ZM153 186H154V188H153ZM160 186L159 187L156 186V188L161 189ZM236 186H238V185H236ZM68 187L66 189H68ZM93 187H94V185H93ZM150 188H152V189H150ZM199 188H197V189H199ZM97 189H95V190H97ZM101 189H103V190H101ZM129 190H131V191H129ZM179 190H181V191H179ZM127 191L130 192V193H126ZM155 191H153V192H155ZM196 191H198V194H197ZM144 192H143V194H145ZM186 193H187V195H186ZM3 194H4V196H3ZM105 194H107V195H105ZM69 198L71 200H69ZM95 198H97V199H95ZM125 199L128 200L127 198H124V200ZM48 200H50V201L48 202ZM93 200H94V202H93ZM120 200H121V198H120ZM184 200H185V202H187V201L188 202L184 203ZM115 202H113V203H115ZM57 203H59V204H57ZM154 203L156 205H154ZM157 203L159 204V206L164 204V203H167L169 205H175L176 210L173 211L174 213L171 211L172 213H168L167 212V215H165L166 214L165 212L162 211L163 212L162 213L161 210L158 209L159 206L157 205ZM101 204H102V206H101ZM151 205H154V206L152 207ZM179 205H180V207H179ZM214 205H215V207L213 208ZM123 206H125V207H123ZM53 207H55V208H53ZM209 207H211V208H209ZM129 208H131V210H129ZM135 208L136 209L138 208V209L136 210ZM146 208H147V210H145ZM152 208H154V209H152ZM44 209H46V210H44ZM125 209H126V211L128 210L127 211L128 213L125 211V213H127V215L125 213H123V210H125ZM143 210H144V212H143ZM129 211L131 212V215H133V216H131V217L129 216V214H130ZM132 212L135 213V214H132ZM186 212H188V213L190 212V214H188ZM72 213H73V211H72ZM184 213H186V214H184ZM67 214H69V215H67ZM28 215H32V211L30 213H28ZM139 215H140V217H138ZM142 215H144L145 217L142 216ZM35 216H37V217H35ZM207 217L209 219H207ZM127 218H129V219H127ZM198 221H200V223H198L199 226L197 224ZM202 222H203V224H201ZM194 223L197 224L196 227L194 226L195 225ZM50 225H52V224H50ZM53 225H52V227H53ZM173 225L176 228H174ZM263 225H264V221H263ZM129 226H131V227H129ZM25 227H27V228H25ZM44 228L41 231V232L45 231L43 233H47L46 231L50 230V229L46 230L47 228H45V229ZM124 228H125V230H124ZM131 228H133V229H131ZM172 228H173V231H172ZM24 230H26V231H24ZM100 230H102V232ZM129 231H133V233H134L133 240L132 239L130 240L128 238H127L128 240L127 239L125 240V238H126L125 235ZM39 234H38L39 238L37 237L38 240H42V237L45 239V234H42V237H40L41 234L40 235ZM48 234H50V233H48ZM96 236H97V238H96ZM124 236H125V238H124ZM177 237H175V238H177ZM83 244H84V246H83ZM136 246H137V248H135ZM139 247L141 248L140 250H138ZM196 247H197V249H196ZM196 247H194L195 250H197V252L195 254H199L201 252V250L210 248V245L209 246L199 245L200 248L197 245ZM94 248H95V250H94ZM108 249H111L112 252H110L111 250H108ZM21 250L22 249H20V252L18 253V254H20V256L23 255V253L27 249L22 250V251ZM106 250L109 251V253ZM135 250H137V251H135ZM126 252H127V254H126ZM4 253H0V254H4ZM107 253H108L109 256L107 255ZM13 256H15V255H13ZM20 256H18V257L20 258ZM21 257H23V256H21ZM113 258H115V259H113ZM181 258H182L181 256H174L173 258L168 260V264H170V263L172 264L173 260H175L177 262ZM123 260H124V262H122ZM175 261H173V262H175ZM5 264H12L11 260L10 259L6 260ZM164 264H167V262L164 263Z\"/></svg>","mask_w":264,"mask_h":264}]
</instances>
